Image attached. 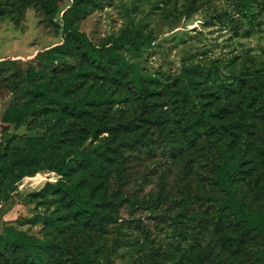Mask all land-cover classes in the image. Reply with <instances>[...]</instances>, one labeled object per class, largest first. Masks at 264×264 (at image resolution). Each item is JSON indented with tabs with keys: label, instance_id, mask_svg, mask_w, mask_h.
Returning a JSON list of instances; mask_svg holds the SVG:
<instances>
[{
	"label": "trees",
	"instance_id": "16d2710c",
	"mask_svg": "<svg viewBox=\"0 0 264 264\" xmlns=\"http://www.w3.org/2000/svg\"><path fill=\"white\" fill-rule=\"evenodd\" d=\"M60 1L0 0V17L19 23L26 11L34 7L45 19H52L59 11ZM104 1L72 0L62 17L59 44L40 50L27 60L0 59V77L21 84L0 111V146L5 131L11 132L5 149L15 138L24 140L23 145L17 147V155L9 160L17 174L6 185L4 197L0 196V264H93L101 253L90 236L86 237L85 245L78 243V236L82 239L86 231H96L102 236L109 225L122 221L121 208L131 202L129 195L123 194V181H116L121 180L123 173L122 152L99 139L103 133L114 135L120 128L101 115L104 108L114 102L106 84L109 81L120 84L129 75L128 82L143 106L159 109L157 127L163 125L160 119L168 104V89H171L176 121L190 142L196 143L205 134L218 141L211 152L206 174L209 189L201 198L213 208L216 226L239 231L238 239L229 242L230 245L236 243L234 252L241 251L246 239L260 238L263 255L256 256L254 261H261L264 259V201L243 194L239 182L253 155V146L244 143L236 152L232 150L229 135L238 137L243 132L249 133V121L243 117L247 112L255 114L256 120H264V65L257 82L247 90L240 80H221L217 87L209 85L203 75L188 68L167 79L162 86L152 75L144 74L131 64L120 51L122 46L137 54L151 49L150 33L141 35L135 27L126 28L119 37L111 36L110 40L97 43L80 28L81 18L101 8ZM237 3L245 17L253 18L256 12L264 11V0H238ZM75 52L79 53L77 59L71 57ZM58 76L61 83L55 81ZM98 80L101 81L93 90ZM238 94L235 106L231 98ZM221 95L228 99L225 106L217 102ZM148 112L150 110L145 111ZM67 116L70 119L65 121ZM145 120L152 118L148 116ZM24 125L29 130L42 129L43 134H19L18 129ZM82 130L87 133L85 140L91 139L87 146L63 145L64 135L78 132L81 137ZM142 143L148 151L153 150L152 142L142 140ZM32 166L35 167L33 172ZM42 169L55 171L59 178L22 199L29 205L33 196H56L60 201L59 211L44 221L39 212L34 211L30 217L19 215L15 220H4V213L17 204L15 193L19 181ZM26 225H42V228L36 233L25 228ZM212 253L195 258L197 255L191 252L181 263L186 264L189 259L188 264H234Z\"/></svg>",
	"mask_w": 264,
	"mask_h": 264
},
{
	"label": "rangeland",
	"instance_id": "374dc122",
	"mask_svg": "<svg viewBox=\"0 0 264 264\" xmlns=\"http://www.w3.org/2000/svg\"><path fill=\"white\" fill-rule=\"evenodd\" d=\"M237 1L105 0L101 8L90 11L79 22L80 28L97 43L106 42L111 36L119 37L126 28L132 30L135 27L141 35L150 33L151 49L137 54L122 46L120 51L131 64L144 74L152 75L162 86L167 79L188 68L203 75L209 85L217 87L221 80H240L247 90L257 82L264 65V11L256 12L253 18L245 17L240 13ZM71 3L72 0L60 1L59 11L52 19H45L34 7L26 11L19 23L0 17V59L27 60L38 51L59 44L62 41V17ZM71 57L77 59L79 53L75 52ZM60 78L58 76L55 81L61 83ZM129 79L130 75L120 84L113 81L106 84L114 102L107 105L101 115L120 128L116 134L105 132L99 139L122 152L123 173L121 180L116 181H123V194L129 195L131 202L121 208L122 221L109 225L102 236L96 231H86L82 239L78 236L80 245H85L86 237L90 236L100 247L101 253L93 264H182L181 260L191 252L197 255L195 258L215 252L229 263L264 264L263 258L254 261L256 256L263 255L260 238L246 239L241 251L234 252L236 243L230 245L229 242L238 239L239 231L216 226L213 208L201 198L209 189L206 174L211 152L218 141L205 134L196 143L190 142L176 121L171 89H168V104L160 119L163 125L157 127L159 109L143 106ZM100 81L94 83L93 90ZM17 82L14 84L0 77V111L8 105L14 89L18 90L16 87L21 85ZM221 96L217 102L221 106L227 105L228 99ZM238 98L239 94L231 98L235 106ZM148 110L150 112L145 113ZM148 116L151 121L145 120ZM243 117L249 121V133L243 132L238 137L229 135L232 150L236 152L244 143L253 146L246 171L239 177L240 189L246 196L264 201V120H256L251 112ZM69 119L67 116L65 121ZM17 132L24 136L43 134L42 129L29 130L25 125ZM4 133L0 146H3L0 149L1 197L5 195L6 185L17 174L9 160L17 155V147L24 143L23 138H15L5 149L11 132ZM82 134L81 137L78 132L64 135L63 145L87 146L91 139L85 140V130ZM142 140L152 142L153 150L148 151ZM34 168L31 167L32 172ZM58 178L55 171L42 169L21 179L15 193L17 204L6 215L7 220H14L19 215L30 217L33 211L39 212L43 221L56 215L58 197L33 196L29 205L22 198ZM24 227L38 233L42 225Z\"/></svg>",
	"mask_w": 264,
	"mask_h": 264
},
{
	"label": "crops",
	"instance_id": "0c3cea01",
	"mask_svg": "<svg viewBox=\"0 0 264 264\" xmlns=\"http://www.w3.org/2000/svg\"><path fill=\"white\" fill-rule=\"evenodd\" d=\"M13 208H14V207H13ZM13 208H12V209H13ZM12 209H11L10 211L4 213V215H3V219H4V220L8 221L7 218H6V215L9 214V212H11ZM18 217H19V216H18ZM16 219H17V218H16ZM14 220H15V219H14Z\"/></svg>",
	"mask_w": 264,
	"mask_h": 264
}]
</instances>
